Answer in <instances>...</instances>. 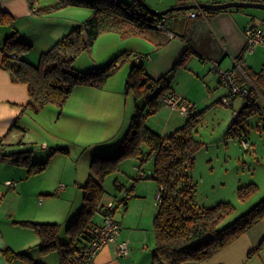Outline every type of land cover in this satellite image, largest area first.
<instances>
[{"label": "trees", "instance_id": "trees-1", "mask_svg": "<svg viewBox=\"0 0 264 264\" xmlns=\"http://www.w3.org/2000/svg\"><path fill=\"white\" fill-rule=\"evenodd\" d=\"M37 1L28 0L33 13L37 15L52 14L68 6L88 8L94 13L89 19L74 27L49 51L43 53L37 65L23 58L24 54L32 51L33 46L24 42L17 31L7 38L3 45L1 67L10 72L13 81L28 86L30 101L22 107V113L31 111L38 114L52 104L63 108L75 88L79 86L103 89L109 78L118 70L116 65L122 54L108 64L84 73L73 68L77 58L83 52L91 51L101 35L116 33L122 39L147 38L148 34L163 31L158 27L162 20L167 21L168 27L174 15L185 13L180 11L169 13L165 17H156L136 0H57L54 5L47 7H41ZM202 11L205 16L211 12ZM3 25H14V18L9 13L0 11V26ZM167 32L171 31L167 28ZM163 45L164 43L159 44L158 47ZM247 53L245 47L236 61L240 71L246 74L257 89V94L254 103L247 102L242 111L234 115L235 119L228 129L231 138L247 136L249 117L264 113L260 105L264 100V68L260 72L251 70L249 72L247 68L245 69L243 60ZM186 57L187 54L179 65L185 63ZM142 61L140 58L133 64L126 84L127 92L134 90L136 93L135 111L129 128L117 149L98 153L92 162L89 180L84 187V205L67 227L70 241L61 242L60 225L30 221L18 223L22 227L34 230L41 241L39 244L41 254L58 252L60 264H69L89 242L94 227L99 225L96 220L100 215V207L106 202L105 179L108 175L120 171L121 163L128 159L138 161L137 168L140 171L152 160L151 173L143 171L135 181L154 180L159 185L160 201L154 219L156 248L153 264L207 261L264 220V200L224 229H220V225L234 211L232 204L222 202L212 208H199L195 204L196 185L187 171L194 167L195 154L201 146L195 139V131L202 121L204 112H194L182 127L169 136L163 137L151 130L147 126V120L157 112L165 95L170 93L171 82L168 77L154 80L146 72ZM241 82L242 86L248 85L244 78ZM17 127L16 123L13 128ZM5 141L6 137H0V158H11L16 165L27 168L28 176L39 174L48 167L49 161L33 162L31 152L7 154L5 150L9 145ZM56 152L68 154L69 150L60 148L54 151ZM115 186L123 189L118 180L115 181ZM257 188L255 184L242 187L239 195L246 199ZM132 190L128 189L119 203L124 208L132 197ZM3 255L9 264L17 261L23 264H42L31 258L26 251L16 252L7 248L3 250Z\"/></svg>", "mask_w": 264, "mask_h": 264}, {"label": "crops", "instance_id": "crops-1", "mask_svg": "<svg viewBox=\"0 0 264 264\" xmlns=\"http://www.w3.org/2000/svg\"><path fill=\"white\" fill-rule=\"evenodd\" d=\"M145 1L154 9L162 11L175 6L195 3L220 4L234 0ZM260 1L264 3V0L253 2ZM0 11L7 12L14 18V25L0 26V137H6L9 142L7 143L9 146L5 150L7 154L33 152L30 143L24 140V133L28 128L27 116L31 111L22 113V107L30 101L29 89L27 85L13 81L10 72L1 67L3 45L7 38L17 31L24 42L33 46L32 51L24 54L23 58L37 65L40 61L39 57L43 53L49 51L61 38L83 21L34 14L28 0H0ZM252 14L255 12L251 13V11L233 8L224 11H211L206 16L198 15V17L193 18L189 16L190 11H185V13L174 15L167 27L174 36L176 34L178 37L175 36L171 39L167 31L153 32L148 35L151 41L147 40V44L142 40L140 42L141 38L139 37L129 38L126 41L128 49L125 50H142L141 52L147 54L140 53L141 57L138 58H142L146 72L154 80L163 77L170 79L171 91L166 95L172 93L184 99L191 98L188 95H181L173 87L175 77L182 70L193 72L187 67L189 61H192L194 65H198L195 64L196 62L200 63L195 74L204 81L208 80V82H217V85H223L215 70V64L218 63L223 71L234 70L239 83L243 78L251 82L246 74L238 68L236 59L246 47L247 28L251 24L259 26L255 18L250 19ZM256 15L264 19V14L257 13ZM163 43L162 47H158L159 44ZM186 54L185 63L179 65ZM138 58H135V62L138 61ZM245 63L246 58L243 60L244 65ZM252 70L254 69L251 67ZM127 79L125 77L124 85H119L117 91L106 87L103 89L86 86L76 87L66 103L65 109L68 113L64 110L67 115L82 116V123L88 122V126H90L89 130L91 131L89 133L94 134L96 132V136L99 134V139L104 140L97 143L99 147L116 146L122 142L129 128L135 110L133 107L130 108L128 98L124 96ZM207 98L214 100L215 95L210 94ZM235 98L228 99L230 105H225L229 107L234 105L233 100ZM73 99H75V103L72 104L71 108H68ZM219 102L224 103L222 99ZM160 104L157 112L152 115L158 117L157 124L160 125V130L154 131L150 125L151 119L149 118L152 116L148 118L147 126L154 132L166 137L182 127L188 118L182 116L179 111L171 110L162 101ZM48 106L44 109H47ZM242 109L234 113H239ZM16 123L18 127L13 128ZM103 124L104 126H101ZM231 124L232 122L230 126ZM98 129L99 131H97ZM42 147L46 148L47 144ZM60 148L63 147H58V149ZM31 159L35 163L48 160L42 161L40 158L34 160L32 156ZM134 161L135 167H137L138 161ZM146 173L150 174L151 171ZM31 179V176H28L27 168L16 165L11 158H0V264H9L3 255V250L7 248L16 252L26 251L35 261L46 264V261L41 257L43 254L39 248L36 253L33 252V246L39 244L36 233L28 234V230H22V226L17 221L30 220L31 217H28L30 205L27 203V199L30 196H37L40 190L41 192L44 190L42 187L38 188V184L32 182ZM141 181H144V184ZM145 181L150 180L133 181V184L129 186L130 188L120 184L125 192L128 189H133L127 207H117L115 213L116 220L121 226L119 241L128 244L129 255L121 258L117 246L109 245L99 252L92 264H153L156 248L154 219L158 207L152 210V205L155 203L154 198H157L159 185L154 180H151L154 182ZM8 182H16V186L11 188L8 186ZM137 182H139L138 185ZM106 191V201H108L112 197L109 198L110 193L108 190ZM48 200L46 201L48 202ZM121 208L125 211L119 214ZM2 209L5 210V214ZM99 216L101 220L97 219L96 222L100 224L102 223V216ZM69 241V236L63 240L64 243ZM12 264H23V262L17 261ZM184 264H264V220L207 261L186 262Z\"/></svg>", "mask_w": 264, "mask_h": 264}, {"label": "rangeland", "instance_id": "rangeland-1", "mask_svg": "<svg viewBox=\"0 0 264 264\" xmlns=\"http://www.w3.org/2000/svg\"><path fill=\"white\" fill-rule=\"evenodd\" d=\"M56 1L38 0L37 2L41 7H47L54 5ZM245 10L251 11V13L255 12L250 16V19L255 18L256 23L264 31V19L256 15L257 13L264 14V10L256 8ZM93 13V10L88 8L68 6L45 16H59L63 17L62 19H76V21L84 22ZM139 38H141L140 42L142 40L146 44L147 40L151 41L149 37H147L148 39ZM127 40L122 39L116 33L101 35L91 51H85L77 58L73 68L84 73L108 64L115 56L122 53L116 65L118 70L105 85L106 88L117 91L121 85H124L125 77L128 78L131 67L135 63V58L141 57L140 53H143L142 50H125L128 49ZM35 52L37 53V51ZM143 55L147 54L143 53ZM195 64L199 65L200 63L196 62ZM198 65H194L192 61H189L187 67L194 73L182 70L175 77L173 87L181 95H188L193 99L183 98L186 102H193L195 112H204L202 121L195 131V139L201 143V146L195 154L194 167L188 169L187 174L196 185L195 204L199 208H212L222 202L234 206V211L220 225V229H224L264 200V113H257L249 117V125L247 126L249 134L247 136L242 138L229 137L228 129L232 120L235 119L234 112L240 111L246 105L247 99L242 96L236 97L233 100V107L219 102L220 99L222 101L231 99L229 89L224 85H217V82H208V80L204 81V79L198 78L195 74ZM244 66L249 72L251 67L254 72H260L264 68V45L256 47L253 51H248ZM210 94L215 95L214 100L207 98ZM124 96L128 98L130 108L133 107L135 110V91L130 90L127 92L125 90ZM74 103L75 99L71 101L68 108H71ZM142 104L143 102H141ZM260 105L263 110L264 102L261 101ZM65 106L60 108L52 104L38 114L29 112L27 116L28 128L24 133V140L29 142L33 148V152L30 154L32 158L34 160L40 158L42 161L49 160L46 170L31 176L32 182L38 184V188L42 187L44 190H42L43 192L40 190L37 196H34L35 198L28 197L27 203L30 205L28 217L31 218L24 221L60 224L59 238L61 242L65 238L67 239V227L84 205V187L89 180L92 162L96 159L98 153L112 151L121 145L120 142L116 146L99 147L97 143L104 140L99 139V134L96 136V132L94 134L89 133L91 131L89 130L90 126H88V122L82 123V116L67 115ZM149 119H151L150 125L154 131L160 130V125L157 124L158 117L152 116ZM101 126H104V124ZM5 142L9 143L7 139ZM245 142H248V146ZM46 144V148L42 147ZM58 147L68 149L69 153H54ZM152 167V160L148 161L141 171L135 167L134 159L123 161L120 165V171L108 175L105 179L104 187L110 193L108 197H112L114 200L117 199L116 206L120 207L121 204L119 203L125 197L126 192L118 189L115 186V181L118 180L119 185H126L130 188L129 186L133 184V181L142 175L143 170L149 173ZM141 182L144 184V181ZM138 184L139 182H137ZM251 184L257 185V190L250 197L242 199L239 195L240 188ZM62 185L65 189L60 192L59 188ZM41 200L44 201L42 204ZM154 202V204L152 203V210L157 208V198H154ZM123 208H121L119 214L124 213ZM4 209H2V212L5 214ZM97 219L101 220L100 216H97ZM17 221L23 222V220ZM22 228V230H28V234L35 233L33 229ZM40 242L39 239V244ZM39 244L33 246V252H37L36 250L40 248ZM41 257L46 261V264H60L58 252H52Z\"/></svg>", "mask_w": 264, "mask_h": 264}, {"label": "built area", "instance_id": "built-area-1", "mask_svg": "<svg viewBox=\"0 0 264 264\" xmlns=\"http://www.w3.org/2000/svg\"><path fill=\"white\" fill-rule=\"evenodd\" d=\"M36 10V9H35ZM200 14L205 16L203 11L200 10ZM199 13L197 10L190 12V17L196 18ZM159 29L167 31V21L162 20L159 24ZM169 37L174 38V34L168 32ZM246 48L248 51H253L256 47L264 45V32L263 30L254 24H251L246 30ZM16 57V55H13ZM139 60V58H138ZM238 65V64H237ZM240 69V67L238 66ZM215 70L218 73L219 80L221 83L229 89L230 97L242 96L247 101L252 104L255 101L257 94V89L255 86L248 82L247 86H242L237 81V76L234 70L223 71L220 69L219 64H215ZM163 104L169 107L171 110L179 111V113L189 118L195 112V106L186 102L183 98L176 96L174 94L165 96L162 99ZM225 104L230 105V101L225 99L223 101ZM237 114V113H236ZM235 114V115H236ZM248 146V142H245ZM8 186L13 188L16 186V182H8ZM65 187L62 185L59 188V191H63ZM43 200H41L42 202ZM160 201V195H157V204ZM120 207H124L120 205ZM116 213V202L114 199L106 201L100 207V215L102 216V223L95 226L92 231V237L89 242L81 250L76 257H74L69 264H92L93 260L97 257L99 252L109 245H116L118 248L119 257H125L129 255V247L126 242H120L119 238L121 236V226L115 217Z\"/></svg>", "mask_w": 264, "mask_h": 264}, {"label": "water", "instance_id": "water-1", "mask_svg": "<svg viewBox=\"0 0 264 264\" xmlns=\"http://www.w3.org/2000/svg\"><path fill=\"white\" fill-rule=\"evenodd\" d=\"M136 1L140 3L145 10H147L150 14L156 17H165L169 13H173V12L193 11V10L224 11L233 8L243 9V10L249 8H256V9L264 10L263 2L242 1V0H234L220 4L195 3L191 5L170 7L162 11L154 9L145 0H136Z\"/></svg>", "mask_w": 264, "mask_h": 264}, {"label": "bare ground", "instance_id": "bare-ground-1", "mask_svg": "<svg viewBox=\"0 0 264 264\" xmlns=\"http://www.w3.org/2000/svg\"><path fill=\"white\" fill-rule=\"evenodd\" d=\"M248 102V101H247Z\"/></svg>", "mask_w": 264, "mask_h": 264}]
</instances>
